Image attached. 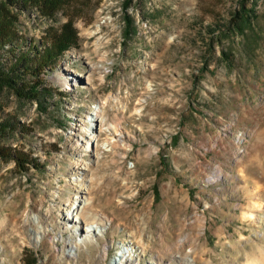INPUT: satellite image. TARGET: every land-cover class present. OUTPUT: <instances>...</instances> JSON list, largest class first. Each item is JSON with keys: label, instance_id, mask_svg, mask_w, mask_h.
<instances>
[{"label": "rangeland", "instance_id": "374dc122", "mask_svg": "<svg viewBox=\"0 0 264 264\" xmlns=\"http://www.w3.org/2000/svg\"><path fill=\"white\" fill-rule=\"evenodd\" d=\"M127 1L0 14L19 45L5 62L73 29L27 76L51 89L46 111L0 93V264H116L123 249L130 264H264V0L247 1L258 19L244 34L228 33L242 0ZM86 188L110 225L85 245L63 215Z\"/></svg>", "mask_w": 264, "mask_h": 264}, {"label": "trees", "instance_id": "16d2710c", "mask_svg": "<svg viewBox=\"0 0 264 264\" xmlns=\"http://www.w3.org/2000/svg\"><path fill=\"white\" fill-rule=\"evenodd\" d=\"M37 0H0V14L7 11L6 8L10 6L16 11H27L29 7L36 5ZM131 0H128L126 4H129ZM248 0H242L239 7L234 11L230 23L228 26V33H247L248 30L254 28L255 23L258 19V14L254 6L249 7L247 5ZM256 2L257 0H252ZM34 2V3H33ZM58 4V0H41L40 7L48 15L54 13L55 5ZM127 28L125 30L126 35H131L136 33L135 21L130 15H126ZM16 21L3 22L0 20V93L3 90H9L14 93L18 98L28 99L36 101L38 106L41 107L43 111L47 110V105H44L46 97L50 95V88L44 86L43 82L37 79L28 80L27 76L31 73L35 76L37 73L43 70L42 66L50 61H53L62 55L64 51L68 50L72 46L70 45V39L72 38L73 29H68L64 35V39L56 43V47H44V49L39 48L38 45H33L30 52L21 51L19 53H13V58H7L8 62L4 60L5 52H15V48L19 45L16 44L15 35L16 32L12 29L16 25ZM69 26V25H68ZM210 31L209 34L215 39L219 38L217 36L215 27L208 25ZM69 28V27H68ZM216 36V37H214ZM71 37V38H70ZM213 39V40H214ZM224 56H228L226 51H223ZM37 59V61H35ZM12 125L9 123L8 119L3 117L2 106L0 105V137L4 136V133L11 132ZM0 155H10L5 148L0 145ZM21 158H19L20 160Z\"/></svg>", "mask_w": 264, "mask_h": 264}, {"label": "bare ground", "instance_id": "6f19581e", "mask_svg": "<svg viewBox=\"0 0 264 264\" xmlns=\"http://www.w3.org/2000/svg\"><path fill=\"white\" fill-rule=\"evenodd\" d=\"M90 69L91 72H94L95 66H91ZM85 78L86 80L87 79L89 80L87 76H85ZM103 112L104 110L101 108L93 112L91 114V116L93 117L92 121L94 123H97L100 121V119L104 120ZM93 131H94L93 135H89L88 137H86V140L88 142L87 150H90L91 149L90 147H92L93 151L94 150L97 151L98 146L95 143H97L96 141L98 139L97 136L98 134L97 131H95L94 129ZM96 159H98L97 156ZM63 216H64L63 220L65 222L68 221L69 223L70 221H72L76 226H80V225L83 226V229L81 231L83 235V240L81 241V243L85 245L93 241L94 236L97 235L98 231L101 233L99 234V236H105L106 229L110 225L109 223L110 220L105 215H103L102 213H100L98 210L95 209L94 197L90 195V188H86L84 193L83 191H80V193L77 195L74 204L70 205V207L65 211ZM71 229L79 234L78 227L74 226ZM124 242H129V241L126 240ZM180 242L183 244V245L181 244V246H184L185 238L182 239ZM78 248L79 245L74 246L73 244H70L68 249V255L72 257L76 253L75 250ZM124 251L125 250L123 249L118 254V257L120 258V263L118 262L116 264H130L128 263V261L130 262L134 261L132 257L126 258L127 252ZM178 256H179V264H192L193 262L190 253H186L184 257L180 256V254Z\"/></svg>", "mask_w": 264, "mask_h": 264}]
</instances>
